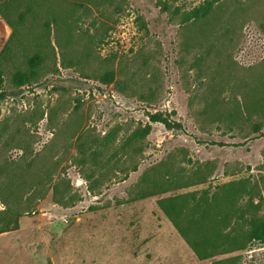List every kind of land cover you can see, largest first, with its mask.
Instances as JSON below:
<instances>
[{
	"label": "rangeland",
	"instance_id": "374dc122",
	"mask_svg": "<svg viewBox=\"0 0 264 264\" xmlns=\"http://www.w3.org/2000/svg\"><path fill=\"white\" fill-rule=\"evenodd\" d=\"M203 1L38 0L41 10L19 27L29 0H0V167L19 163L27 182L48 173L51 183L59 175L70 183L66 205L40 184L45 195L0 233V264H213L236 254L264 264L258 241L198 259L156 203L244 179L255 186L252 212L264 214V0H216L208 17L183 23L182 13ZM39 49L46 59L37 78L15 85L13 73ZM107 70L113 80L104 84ZM155 112L172 126L151 121ZM145 124L142 150L122 148ZM100 145L94 164L90 150ZM166 167L209 178L135 198L143 172Z\"/></svg>",
	"mask_w": 264,
	"mask_h": 264
},
{
	"label": "trees",
	"instance_id": "16d2710c",
	"mask_svg": "<svg viewBox=\"0 0 264 264\" xmlns=\"http://www.w3.org/2000/svg\"><path fill=\"white\" fill-rule=\"evenodd\" d=\"M216 7H218L216 0H204L199 5L182 13L181 20L183 23H197L208 17ZM40 10L41 6L38 0H29L26 3L25 12H20L19 14L20 21L18 26L22 27L21 23L26 18V14L35 15ZM56 21L55 18L52 19L53 23H56ZM60 24L62 25L61 31L65 32L67 36L71 35L72 24L69 26L67 19L61 20ZM15 35L18 40L20 31H16ZM15 35L12 36L14 37ZM11 38L9 37V39ZM7 42L3 49L6 48L7 51H10V46ZM56 42L59 47H62L58 39ZM17 46L23 52L26 48H30L33 45L18 44ZM44 59H46V51L44 49H39L28 56L26 60L27 68L17 69L12 75V82L15 85H22L36 79L38 68L42 65ZM2 74L3 69L0 65V90L4 81ZM113 75V70H107L100 75V81L104 84H109L113 80ZM149 116L151 121H160L166 127L172 126L170 121L159 112L150 113ZM149 131V124L134 128L124 138L122 148L131 145L134 151L140 152L142 150L141 144ZM109 143H111V140L108 139L103 142L104 145ZM77 145L80 153L85 156L87 149L84 147V143L81 142ZM102 145L95 146L94 149L90 150L91 156L88 158L92 159L94 164L97 163L95 152H98ZM82 160V163L86 164L87 161H84L83 158ZM9 163L12 162H5L0 167V196L4 204V208L0 210V233L16 229L20 215L33 209V201L36 197L41 198L45 195L46 190L41 189L40 184L52 190V197L55 202L61 205L67 204L70 194V183L64 177L59 175L55 182L51 183L52 176L46 173L42 177L38 175L34 180L27 182V180L24 181L21 178L20 164L9 166ZM59 164V161H55L54 166H51L54 167V171ZM25 168L22 167V171ZM133 168L136 169V166L134 165ZM63 172H65L64 169L61 173ZM208 178L209 175L200 169L192 172H181V170L172 172L166 167L164 171L157 169L156 173L149 172L146 169L141 176V183L135 198L164 193L171 188H184L200 184L206 182ZM86 180H90V178L87 177ZM252 186L244 179L232 180L218 185L213 191L201 189L169 194L158 198L156 203L195 256L200 260H204L236 250L246 249L254 241L264 243V214L258 215L251 210V194L255 188V186ZM24 187H27V191L24 190ZM245 196H248L250 201L247 204L240 203L239 200ZM25 199L28 204L24 206V209L23 201ZM213 264H242V262L240 255L236 254L215 259Z\"/></svg>",
	"mask_w": 264,
	"mask_h": 264
}]
</instances>
